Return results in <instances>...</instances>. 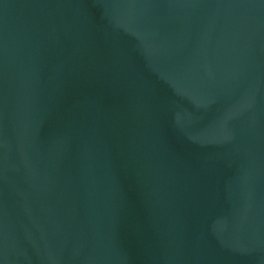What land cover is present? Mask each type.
<instances>
[{
	"label": "water",
	"instance_id": "water-1",
	"mask_svg": "<svg viewBox=\"0 0 264 264\" xmlns=\"http://www.w3.org/2000/svg\"><path fill=\"white\" fill-rule=\"evenodd\" d=\"M0 264H264V0H0Z\"/></svg>",
	"mask_w": 264,
	"mask_h": 264
}]
</instances>
